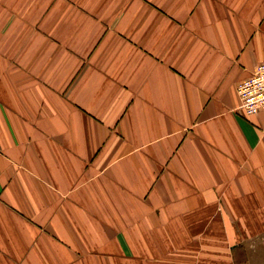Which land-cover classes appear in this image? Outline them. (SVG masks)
<instances>
[{"label": "crops", "instance_id": "crops-1", "mask_svg": "<svg viewBox=\"0 0 264 264\" xmlns=\"http://www.w3.org/2000/svg\"><path fill=\"white\" fill-rule=\"evenodd\" d=\"M264 0H0V264H264Z\"/></svg>", "mask_w": 264, "mask_h": 264}, {"label": "built area", "instance_id": "built-area-1", "mask_svg": "<svg viewBox=\"0 0 264 264\" xmlns=\"http://www.w3.org/2000/svg\"><path fill=\"white\" fill-rule=\"evenodd\" d=\"M241 106L247 115L264 112V62H261L252 76L237 85Z\"/></svg>", "mask_w": 264, "mask_h": 264}]
</instances>
